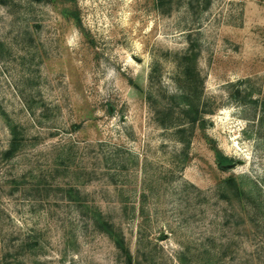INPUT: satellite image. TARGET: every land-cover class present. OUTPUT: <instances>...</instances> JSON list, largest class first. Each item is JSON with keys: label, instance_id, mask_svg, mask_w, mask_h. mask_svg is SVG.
<instances>
[{"label": "rangeland", "instance_id": "obj_1", "mask_svg": "<svg viewBox=\"0 0 264 264\" xmlns=\"http://www.w3.org/2000/svg\"><path fill=\"white\" fill-rule=\"evenodd\" d=\"M97 211L132 264H264V0H0V264H128Z\"/></svg>", "mask_w": 264, "mask_h": 264}, {"label": "trees", "instance_id": "obj_2", "mask_svg": "<svg viewBox=\"0 0 264 264\" xmlns=\"http://www.w3.org/2000/svg\"><path fill=\"white\" fill-rule=\"evenodd\" d=\"M182 59L177 62V90L164 96V102L157 106L153 105V107H155L154 112L158 124L164 128H173L176 139L182 143L184 148H188L194 129L196 127L204 128L205 115L208 110L202 95L203 78L197 68L196 60H193L194 58L189 52L185 53ZM148 97L152 98L151 95ZM15 145L16 136L13 137L7 153H12ZM217 160L222 168L228 162V158L220 153H217ZM233 179L230 178L227 181ZM92 220L96 227L111 237L116 247L124 252L128 264H132L131 254L125 247L123 238L114 231L112 224L102 216L100 211L93 214ZM179 259L181 264H185L181 257Z\"/></svg>", "mask_w": 264, "mask_h": 264}]
</instances>
